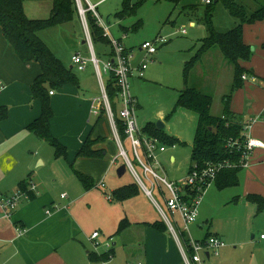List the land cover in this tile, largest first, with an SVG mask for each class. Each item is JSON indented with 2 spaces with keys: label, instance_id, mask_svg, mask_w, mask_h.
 <instances>
[{
  "label": "crops",
  "instance_id": "obj_1",
  "mask_svg": "<svg viewBox=\"0 0 264 264\" xmlns=\"http://www.w3.org/2000/svg\"><path fill=\"white\" fill-rule=\"evenodd\" d=\"M32 2H35L36 5L30 4L28 6V1L25 3L27 16L34 20L47 19L48 17L45 18L39 15L38 11L41 9L40 5L42 4L38 3L48 1ZM49 3L50 6L45 7L48 8L50 16L53 5L52 2ZM92 5L99 7L100 3ZM191 26L196 29L198 24L197 22H191ZM45 31L40 33V37L48 45L45 41ZM124 33L126 32L124 31ZM203 39L201 38V40ZM145 41L147 40L143 42ZM244 41L248 46L254 48V51L250 61L243 62L241 65L251 72V76L256 77L257 80L254 84H260L264 89V21L245 25ZM143 42L130 47L123 45L128 50H137ZM83 44H85V41ZM199 45L198 47L194 45L190 59L196 53V48L199 49ZM49 47L51 48V46ZM161 49L162 47H160L158 53ZM158 53L149 56L136 53L133 65L138 66L141 60H148L146 74L150 63L157 60ZM55 55L62 61L61 56ZM73 56L69 63L72 66L67 68L75 70ZM89 67L90 65L84 72H88ZM218 71L214 72L215 76H213L216 82L222 80L221 69ZM41 72L39 64L24 65L18 59L0 28V87L2 86L0 88V107L5 106L9 109L8 119L0 122V197L9 198L16 195L19 192V184L27 180L30 174L29 183L36 195L35 199L22 202L10 219L5 217L0 206V264H78L79 260L80 262L83 261V251L86 250L85 242H89L92 234L83 236L81 224L83 215H78L79 213L82 214L80 211L76 214V209L81 207L82 202L89 205L90 202L87 199L105 185L114 170L122 165V163H119L122 160L120 149L114 139L109 119L104 116L98 122V116L92 113L96 98L92 100L95 95L88 89V75L80 77L77 75L78 86L67 85L62 90L54 91V94L51 95L54 117L51 120L50 130L52 135L66 147L67 158H56L55 151L49 150L48 144L43 139L38 138L27 129L42 115V104L39 100L33 98L31 88L34 80ZM145 81H147L146 75L143 78L138 76L132 78L133 94L138 99V112H143L144 108L139 96L136 94V86L139 87V84ZM183 89L177 91V99ZM223 109L224 106L220 115H222ZM262 111L248 112V117L246 115L244 117L246 116L245 121L251 122L250 128L246 131L247 136L264 142V108ZM251 119L255 120L254 123ZM167 121L168 118L161 121L164 124L163 130L166 128L165 123ZM141 123L142 126L140 124L139 126L142 129L149 123L157 125V122L149 119H144ZM196 127L197 116L195 130ZM164 132L166 135L184 142L179 135H173L170 131L166 132V130ZM90 134L92 140L102 139L93 146L92 150H103V159L76 157ZM193 142L191 144L184 142L186 145L183 147H191L192 151ZM168 150L167 147L166 152L161 154H166ZM170 161L172 163L177 162L175 156H172ZM77 173L91 177L94 181V187L86 190ZM121 187L124 186L114 183L111 189L112 194ZM236 188L240 189L247 199L249 195L264 197V150H256L253 153L250 166L241 171L240 185ZM65 193L68 194V197L63 199L61 195ZM112 200H114L112 197H108L109 202H112ZM117 203L123 205L125 202ZM48 210H52L50 214L47 213ZM125 219H120L119 225ZM154 222L156 221L143 222L136 226L132 225L120 234L116 232L114 236H121L133 230L140 232L139 234L143 239H141L142 243L140 244L143 258L138 262L143 264H184L179 247L170 233H162L144 225V223ZM199 227L205 228L206 225L204 223ZM18 229L24 231L22 236H19ZM93 232H99L101 237L100 230H94ZM207 233L211 232L207 230ZM212 234H216L219 239L224 241L219 233L213 232ZM262 236L264 235H261L260 241L257 243L260 250H264V238ZM204 238L195 240H203ZM256 238L255 235L252 236V240ZM112 245V249L115 250L116 243L113 242ZM86 253L89 259L90 252L87 251ZM212 257L214 256L206 255V260H210ZM205 264H207L206 261Z\"/></svg>",
  "mask_w": 264,
  "mask_h": 264
},
{
  "label": "rangeland",
  "instance_id": "obj_2",
  "mask_svg": "<svg viewBox=\"0 0 264 264\" xmlns=\"http://www.w3.org/2000/svg\"><path fill=\"white\" fill-rule=\"evenodd\" d=\"M88 1L92 4L100 3L99 7H96H98L97 12L104 26L110 30L116 40L121 38L120 40L127 47L139 45L144 40H153L158 36L169 39V43L162 46L156 57L157 60L150 63L149 70L145 74L147 81L139 84V87L136 86V94L144 108L143 112H137L138 123L142 126L141 122L144 119L158 123L173 114L165 123L166 132L170 131L173 135H179L184 142L191 144L195 135L196 115L176 107L177 91L185 86L184 66L193 54L191 50L195 47L194 45L198 47L201 38L207 36L206 26L200 22L201 18H204L207 4L204 0H183L180 5L175 6L168 1L147 0L134 15L121 20L118 14L121 12L125 0ZM138 1L140 0H136V2ZM49 2L51 1L38 3L42 4L38 11L41 17H49V10L45 7L50 6ZM85 2L88 3L87 0ZM85 2H83L84 6ZM244 2L250 11L264 5V0H245ZM28 4V6L36 5L32 1H28ZM191 6L198 8L194 14H188L190 11L188 8ZM139 20L143 22L142 28L132 31L131 28ZM191 22H197L198 27L196 29L192 27ZM213 22L218 31L225 32L234 28L237 21L220 4L215 9ZM125 28L130 29L126 38H124ZM184 29L186 34L181 33ZM45 32V41L51 46L54 54L62 57V62L66 67L72 66L69 63L76 53L91 57L89 45L83 44L86 34L79 14L69 25ZM94 51L101 61L100 67L103 70L112 48L110 45L97 44L94 46ZM147 64H149L148 60ZM214 67L217 69H212ZM219 69H221L222 80L216 82L213 76H215L214 72ZM74 72L79 77L89 76L88 89L95 95L92 100L99 98L101 101L102 88L94 65L90 64L88 72H81L77 68ZM107 79L108 76L103 73V82L106 83ZM192 79L194 86L213 97L211 112L215 116H220L224 106V97L232 92L233 66L224 60L221 52L216 48L198 64L192 74ZM263 108L264 89L260 84H254L251 80L244 81L243 87L233 94L231 109L236 112L248 117V112H263ZM48 146L49 150L55 151L49 144ZM174 147H168V152L160 155L159 161L162 167L160 174L165 175L171 182L181 183L187 178L191 169V147L180 145ZM128 150L130 149L128 148ZM129 154L132 156L131 152ZM172 156H175L176 163L170 161ZM119 163H122V160ZM118 168L119 166L111 174L105 186H102L87 199L90 202L89 205L82 202L81 207L76 209V214L80 211L82 214L78 215H83L81 220L83 236L93 234L94 230L101 231L100 238L93 240L91 235L90 243L85 242L86 250L83 251V261L79 260L78 264H128L140 261L143 258L140 232L133 230L121 236H114L118 230L119 220L127 218L135 226L143 222L162 220L153 201L144 193L145 191H141L139 196L126 201L123 205L114 200L108 201V197H112L111 189L114 183H118L120 186L134 183L131 171L119 178ZM154 197L165 208V204L157 192ZM204 223L206 227L200 228L199 226ZM176 227L179 228V226ZM207 230L211 233H219L225 243V248L219 252L220 255L206 260L207 264H264V250H260L257 244L261 235H264V210L259 212L258 205L247 199L240 189L229 188L220 191L213 184L206 190L199 206L198 222L189 227L188 236L192 239L204 238ZM253 235L257 237L255 240H252ZM111 237L113 240L109 242ZM113 242L116 243L115 254L110 261L93 263L88 259L87 251L101 254L106 251L104 246L108 243L112 245ZM97 244L100 245L99 248L96 247ZM181 259L184 262L182 254Z\"/></svg>",
  "mask_w": 264,
  "mask_h": 264
},
{
  "label": "trees",
  "instance_id": "obj_3",
  "mask_svg": "<svg viewBox=\"0 0 264 264\" xmlns=\"http://www.w3.org/2000/svg\"><path fill=\"white\" fill-rule=\"evenodd\" d=\"M27 1H51L53 8L51 15L47 19L34 20L30 19L25 12V3ZM147 0H125L123 8L118 14L122 20L127 16L134 15L137 9ZM168 1L175 6L181 4L183 0H156ZM245 0H213L208 4L204 18L200 22L206 26L207 36L201 40V46L194 56L184 66V89L179 93L176 107L188 110L197 116V127L194 135V142L191 151V169L202 171L209 165L229 164L232 167H226L221 170L214 185L220 191L236 188L240 185V173L243 170L242 154L243 151L237 147L231 149L228 147L231 141H237L241 145L245 143V133L251 122L245 121L242 114L232 111L231 102L233 94L244 85L243 75L251 76V72L242 67L243 62H248L252 56V47L248 46L244 41V26L264 21V5L254 11H250L245 5ZM222 5L226 11L237 22L234 28L229 31L221 32L214 27V12L218 5ZM88 8V6H86ZM197 7L188 8V14L197 12ZM76 0H0V28L8 44L14 49L18 59L24 64L37 63L41 66V74L34 80L32 88V96L39 100L42 104V115L28 126V130L34 133L38 138L43 139L55 150L56 158H67V149L63 146L51 133L50 124L54 117L51 101V92L62 90L67 85L78 86V77L74 70L67 68L61 59H59L51 48L42 40L40 33L45 30L60 27L74 21L78 15ZM91 37L94 46L97 44L110 45L109 38L104 36V30L98 25L93 12L86 14ZM143 26V22L139 20L132 28V31H138ZM125 34L130 29L125 28ZM112 48V46H111ZM219 49L225 61L233 66L234 82L232 92L224 97L223 113L220 116L211 114L213 106V97L203 93L192 84V74L203 58L213 49ZM113 51V49H112ZM110 52L112 54L113 52ZM107 95L116 114V121L122 139H126L125 126L117 117L119 110L118 88L113 76L106 84ZM175 112V111H174ZM173 112V113H174ZM173 115V114H172ZM168 116V119L172 117ZM106 116L105 108H102L98 122ZM9 117L8 107H0V122L7 120ZM144 133L159 138L162 144L168 147L177 145L185 146L184 142L179 139L166 135L164 130H158L157 125L147 124L143 129ZM93 133V132H92ZM102 139L92 140V136L87 138L83 147L77 153V158H95L103 159L104 151H94L93 146ZM134 164L138 167L136 159ZM124 164V161H122ZM128 172V171H127ZM80 182L86 190L94 187V181L91 177L77 173ZM29 178L19 184V192L27 194L30 200L36 198L35 193L31 190ZM143 191L134 180V183L115 190L112 198L116 202H126L139 196ZM158 193V190H156ZM155 192V193H156ZM195 194V193H193ZM159 196V194H158ZM248 199L258 205L259 212L264 210V197L259 195H249ZM162 233H170L169 228L164 220H158L154 223H144ZM132 226L128 219H125L119 225L117 234L122 233L128 227ZM211 236L218 237L216 234L207 233L204 239ZM112 239V238H111ZM181 239L184 245L188 247L189 237L186 233H181ZM189 250V255H193V250ZM115 254L114 249L101 254L90 252L89 259L93 263L108 262Z\"/></svg>",
  "mask_w": 264,
  "mask_h": 264
},
{
  "label": "built area",
  "instance_id": "obj_4",
  "mask_svg": "<svg viewBox=\"0 0 264 264\" xmlns=\"http://www.w3.org/2000/svg\"><path fill=\"white\" fill-rule=\"evenodd\" d=\"M83 2H85V0H76V5L86 34L85 43L89 45L91 57L88 58L81 53H77L73 56V63L81 72L86 71L88 66L92 63L100 80L102 99L101 101L99 98L94 100L92 113L99 117L102 108H105L106 116L111 124L114 139L120 149L121 159L127 164L128 171H131L137 184L142 187L141 189L145 191L144 193L153 201L161 218L168 226L170 234L173 236L179 247L184 264H205L206 255H209L210 257H218L220 255V250L225 248L224 241L215 236L203 240H195L188 236V247L194 252L191 256L188 253L189 248L184 245L181 239V233L189 235V227L198 222L199 206L204 193L214 184L218 173L226 167H232V165H209L202 171L194 170L190 172L187 178L181 183L171 182L165 175L160 174V170L162 169L159 161L160 154L166 152L168 146L162 144L159 138L144 133L143 129L139 126L137 118L138 99L133 94L132 78L134 76L143 78L145 76V71L148 68V64L146 59L141 60L138 66L133 65V61L136 59V53L144 54L145 56L157 54L160 47L166 45L169 42V39L163 36H158L153 40L143 42L137 50H128L124 47L122 41L116 40L111 35L110 30L104 26L97 12L96 6L92 5L88 0V3L85 2L84 6ZM204 2L208 5L211 4L213 0H204ZM86 6H88V8H86ZM89 11L93 12L98 25L104 30V36L109 38L113 49V53L108 55L109 58L104 63L103 70H101L100 67L101 61L94 51V44L86 17L87 12ZM181 33L186 34L187 32L184 29ZM126 36L127 34H125L124 38H126ZM103 73L108 76V79L110 76H113L118 88L120 106L117 117L125 126V140L121 137L116 121V114L112 110L107 95L106 84L108 79L106 83L103 82ZM242 79L244 81L251 80L253 82H256L257 80L256 77H250L248 75H243ZM0 88H2V86ZM50 94L53 95L54 92H51ZM250 126L251 124L248 128H250ZM245 139L243 145L237 141H231L228 145L231 149L237 147L243 151L241 166L243 169L250 166L251 158L256 150H264L263 141L248 137L246 133ZM128 148L130 150H128ZM130 152L132 153V156H130ZM133 159L137 160L140 165L139 169L134 164ZM31 190L33 191V187ZM156 190H158L159 197L164 202L165 208H163L155 199L154 194ZM67 197L66 194L62 195L63 199H66ZM25 200L30 199L27 194L21 192H18L16 195L9 198L0 197V206L5 217L8 219L12 218L13 212ZM51 211L52 210H48L47 213L50 214ZM176 226H179V228ZM23 233V230L18 229L19 236H22ZM99 237V232H94L92 234L93 240H97ZM262 238H264V236H262ZM109 242H112V239ZM96 247L99 248L100 245L97 244ZM112 247L113 246L108 243L104 246V249L106 250L105 252H109ZM128 264L143 263L130 262Z\"/></svg>",
  "mask_w": 264,
  "mask_h": 264
},
{
  "label": "water",
  "instance_id": "obj_5",
  "mask_svg": "<svg viewBox=\"0 0 264 264\" xmlns=\"http://www.w3.org/2000/svg\"><path fill=\"white\" fill-rule=\"evenodd\" d=\"M252 51H254V48H252ZM157 129L158 130L164 129V124L162 122H158ZM127 171H128L127 164L124 163L118 168L117 174L120 178H122L127 173Z\"/></svg>",
  "mask_w": 264,
  "mask_h": 264
}]
</instances>
